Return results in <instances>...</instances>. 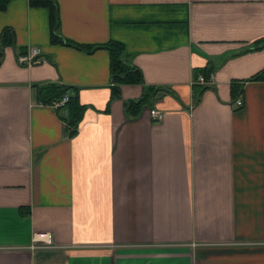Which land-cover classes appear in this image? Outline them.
<instances>
[{
	"label": "crops",
	"instance_id": "obj_1",
	"mask_svg": "<svg viewBox=\"0 0 264 264\" xmlns=\"http://www.w3.org/2000/svg\"><path fill=\"white\" fill-rule=\"evenodd\" d=\"M53 2L54 25L0 8V264H264V0ZM109 40L141 81L111 79ZM48 82L81 105L70 135Z\"/></svg>",
	"mask_w": 264,
	"mask_h": 264
},
{
	"label": "trees",
	"instance_id": "obj_2",
	"mask_svg": "<svg viewBox=\"0 0 264 264\" xmlns=\"http://www.w3.org/2000/svg\"><path fill=\"white\" fill-rule=\"evenodd\" d=\"M6 0H0V8L5 4ZM30 5H43L48 7L49 10V22L51 25H54L56 22V9L55 3L53 0H28ZM8 34L6 29H3L1 34V43L4 44L8 41ZM108 49L109 54V66H110V77L112 80L117 82H130V81H141L140 72L132 66L126 64V62L121 58V53L123 51V45L116 40H109L103 44ZM91 49L93 46H88ZM95 47V46H94ZM1 54V51H0ZM211 69L208 66L198 67L193 70L192 74V83L198 84L199 87H204V83H200L195 80L197 73H202L204 76L208 75V72ZM264 77V69L253 74L251 78H261ZM36 96L37 99L42 103H50L51 101L59 99L63 94L66 95V99L61 103L55 106L57 110L58 117L65 121L66 123V134L70 135L75 131V124L80 115L81 105L76 99V94L74 91L70 90L69 87L65 84L58 83H45L39 86H36ZM158 87L147 86L142 92L141 97L137 98L135 103L133 100H128L129 105L136 104L138 106L142 105L143 102H146L149 97L158 89Z\"/></svg>",
	"mask_w": 264,
	"mask_h": 264
},
{
	"label": "built area",
	"instance_id": "obj_3",
	"mask_svg": "<svg viewBox=\"0 0 264 264\" xmlns=\"http://www.w3.org/2000/svg\"><path fill=\"white\" fill-rule=\"evenodd\" d=\"M15 61L19 64L29 65L32 63H37L44 61L46 58L43 54H41L40 50L36 46H29L24 52L16 53ZM211 72H208L207 76H204L202 73H197L195 80L200 83H206L210 80ZM66 99V95L63 94L59 99L51 101L50 104L53 106H57L61 104ZM236 104H240V99L237 98L235 100ZM162 114L159 110L151 109L150 110V117L153 120H159ZM63 126L66 128L65 121L62 120ZM33 242L29 245L31 248L42 247L48 245L50 243L49 236L46 232H35L32 238Z\"/></svg>",
	"mask_w": 264,
	"mask_h": 264
}]
</instances>
